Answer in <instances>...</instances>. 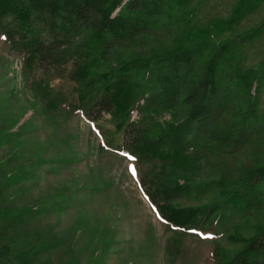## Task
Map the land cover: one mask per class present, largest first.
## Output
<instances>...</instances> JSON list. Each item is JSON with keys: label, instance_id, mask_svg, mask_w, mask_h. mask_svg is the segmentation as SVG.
Returning <instances> with one entry per match:
<instances>
[{"label": "trees", "instance_id": "trees-1", "mask_svg": "<svg viewBox=\"0 0 264 264\" xmlns=\"http://www.w3.org/2000/svg\"><path fill=\"white\" fill-rule=\"evenodd\" d=\"M194 2L0 0V36L25 54L27 63L34 57L57 64L73 59L68 77L75 84L74 101L38 85L45 111L80 109L91 122L109 113L106 142L146 169L147 197L167 226L215 231L242 243L235 249L215 245L212 264H264V220L250 224L248 237L230 229L247 225L253 207L263 204L264 163L236 180L193 176L201 161L214 164L212 155L231 153L264 129L258 110L264 63L241 67L243 45L221 38L215 43L235 23L198 25ZM254 82L256 95L250 92ZM230 107L234 116L220 120ZM167 114L170 120L164 119ZM97 181L92 186L97 191L109 184ZM221 187L230 188L215 200L179 202L208 192L216 197L213 190ZM3 211L0 206V222ZM9 249L1 244L0 256Z\"/></svg>", "mask_w": 264, "mask_h": 264}, {"label": "rangeland", "instance_id": "rangeland-1", "mask_svg": "<svg viewBox=\"0 0 264 264\" xmlns=\"http://www.w3.org/2000/svg\"><path fill=\"white\" fill-rule=\"evenodd\" d=\"M194 1L198 25L235 23L215 43L221 38L243 45L241 67L264 63V0ZM25 56L0 36V245H10L9 253L0 256L3 264H212L215 245L242 247L215 231L167 226L147 197L146 169L106 142L103 129L112 128L109 113L91 122L80 109L72 114L67 108L45 111L38 85L74 101L75 84L68 77L73 59L57 64L34 57L27 63ZM256 89L254 82L252 95ZM258 100L264 114V86ZM234 111L230 107L220 120ZM214 156L212 165L201 161L195 180L240 178L264 163V129L239 149ZM97 178L109 181L108 186L92 188ZM229 188H214L216 197L208 192L179 202L205 203ZM263 204L253 207L247 225L230 229L250 236V224L264 220ZM4 235L9 237L1 240Z\"/></svg>", "mask_w": 264, "mask_h": 264}, {"label": "snow or ice", "instance_id": "snow-or-ice-1", "mask_svg": "<svg viewBox=\"0 0 264 264\" xmlns=\"http://www.w3.org/2000/svg\"><path fill=\"white\" fill-rule=\"evenodd\" d=\"M130 159H134V157H130ZM132 171H133V174H135V170H134V169H132Z\"/></svg>", "mask_w": 264, "mask_h": 264}]
</instances>
